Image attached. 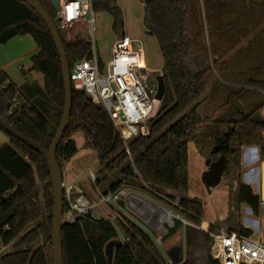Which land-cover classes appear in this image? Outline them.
I'll return each mask as SVG.
<instances>
[{
  "label": "trees",
  "instance_id": "16d2710c",
  "mask_svg": "<svg viewBox=\"0 0 264 264\" xmlns=\"http://www.w3.org/2000/svg\"><path fill=\"white\" fill-rule=\"evenodd\" d=\"M34 1L54 21L72 70L91 44L80 37L68 40L61 33L51 0ZM113 2L92 0V10L109 12L114 32L123 37V12ZM144 4V25L157 39L164 81L149 134L130 143L131 158L107 112L73 85L71 119L57 149L58 164L64 175L67 163L78 154L74 137L81 134L84 148L93 151L101 165L102 179L96 184L101 185L106 175L115 179L105 194L130 187L169 203L188 222L180 264H219L211 253V236L197 228L204 222V204L188 196L189 144L194 141L214 160L219 155L212 151L220 146L229 160L227 174L240 168L243 147L259 148L264 158V0H145ZM22 36L32 37L37 45L31 71L43 76V85L25 83L19 88L0 70V117L50 149L65 105L59 52L34 9L22 0H0V45ZM215 73L219 80L208 93L209 78ZM259 92L263 100L256 102ZM233 102L240 109H234ZM230 109L234 118L228 119ZM0 131L6 133L1 127ZM6 134L11 142L0 147V251L9 246L12 250L0 254V264H54V198L48 164L29 145ZM238 179V204L260 217L261 197L239 174ZM69 212L64 191V217ZM231 230L252 234L241 224ZM120 234L124 242L115 249L113 264H171L154 239L126 216L114 224L94 220L91 214L62 227L64 264H109L106 246Z\"/></svg>",
  "mask_w": 264,
  "mask_h": 264
},
{
  "label": "rangeland",
  "instance_id": "374dc122",
  "mask_svg": "<svg viewBox=\"0 0 264 264\" xmlns=\"http://www.w3.org/2000/svg\"><path fill=\"white\" fill-rule=\"evenodd\" d=\"M114 1L115 2H113L112 5L115 6L116 2H119L124 11L123 25L120 33L128 39L140 40L145 49V62L147 68L153 72H162L163 57L159 49L157 39L144 25L146 17V8L144 5L145 0ZM94 18L95 24L93 37L95 39L100 58L106 64L112 58L113 46L119 35L118 32H114L113 30V17L109 12H94ZM82 27L74 29L64 35L68 40H74L77 37H80L90 42V38L88 37V27L86 25ZM4 50H6V52ZM37 51V45L30 36L16 37L7 44L0 45V59L2 61L10 62L16 59L9 66L6 72L13 84L17 87L20 88L26 82H38L40 85H43V76L38 72L31 71V58L37 53ZM218 80L219 77L216 73L214 76L209 78L208 93L210 92L213 83ZM262 95L263 93H256L255 101H262L264 96ZM97 104L101 105L99 102H97ZM234 104L235 102H233V105ZM235 105L234 109H240L239 103ZM159 106L160 103L158 104L157 111ZM232 109L226 113L228 119L234 118L231 113ZM75 140L77 141L79 152L66 167L68 178L64 180V183H67L68 185L78 184V187L84 192L88 201L92 204V206H94L93 214L98 216L100 218L99 220L105 219L116 221L119 216H126L154 239L158 248L166 256V258L167 251L169 249L174 246L184 244V225L188 222L183 220L181 215L174 210L169 203L167 204L147 193L134 190L130 187H124L116 194H120L122 191H125L127 194L133 193L138 196V198L151 203L156 211L151 212L149 216L145 214L141 215L139 208L133 206L130 202L131 196L129 197V195L124 196L121 200H117L112 204L102 203L101 198L105 195V190H107L108 184L111 181H115V179L113 175H106L107 178L102 180L101 185H97L92 180L90 174L93 173L95 175L97 182L102 179V175L100 174L101 165L98 157L93 151L84 148L83 137L81 134L76 135ZM233 143L234 141L232 144ZM5 145H10V137L6 133L0 131V147ZM204 153H208V151L206 152L205 150ZM207 160L208 159H206L202 165L200 163L196 164L195 159H193L189 189L190 196L201 200L204 203V222H218L229 216L228 222H222L224 225L223 227L226 228V226L231 224L232 227L236 228L240 225V222H244L246 219L258 221L259 218L251 212L252 210L250 211L249 206L245 204L239 205L237 202L236 189L240 179H238V174L241 175L242 173L241 168L232 170V173L229 174L225 173L222 183L218 187L207 188L203 182L204 172H202V167L206 166ZM234 171L235 174L233 173ZM160 212L165 213L164 219L161 218ZM262 214L264 215V209L262 210ZM66 221H68V219H66ZM178 221H181V225L176 224ZM261 222L264 232V223L263 221ZM197 228H202V225L197 226ZM257 235L258 233L255 232V236ZM42 242L43 241L41 240L37 245L39 246ZM112 242L120 245L124 242V238L120 234L108 244ZM11 250L12 246H9L3 250L2 253H6Z\"/></svg>",
  "mask_w": 264,
  "mask_h": 264
},
{
  "label": "built area",
  "instance_id": "2783aa9c",
  "mask_svg": "<svg viewBox=\"0 0 264 264\" xmlns=\"http://www.w3.org/2000/svg\"><path fill=\"white\" fill-rule=\"evenodd\" d=\"M56 16L62 34L85 25L88 27L91 49L70 70L71 82L77 89L86 92L95 103L101 104L119 132L127 154L132 158L130 143L138 137L149 134V122L156 116L158 104L161 103L157 95L158 77L162 76V72L149 70L146 66L142 42L127 37L115 41L112 58L108 63L102 61L93 37L95 18L92 0H60V9ZM14 102L18 103L16 99ZM90 176L96 183L95 175L91 173ZM64 191L70 206V212L66 216L68 222L72 223L76 218L87 217L89 214L94 220L100 219L93 214L94 206L79 187L67 186L64 183ZM132 194H127L125 191L120 194H105L101 202L112 204ZM260 205L262 211L264 202L261 201ZM112 222L115 224L116 221ZM214 226L217 230L211 231ZM260 227L257 236L248 226L243 228L251 231V235L215 224L204 227L203 223L200 229L211 236V253L219 264H264L262 224Z\"/></svg>",
  "mask_w": 264,
  "mask_h": 264
},
{
  "label": "water",
  "instance_id": "95a60500",
  "mask_svg": "<svg viewBox=\"0 0 264 264\" xmlns=\"http://www.w3.org/2000/svg\"><path fill=\"white\" fill-rule=\"evenodd\" d=\"M27 3L32 9H34L47 25L51 36L55 42L56 48L59 52L62 64V71L64 77L65 88V105L63 116L57 130L56 136L51 144L50 149L41 147L38 143L20 133L6 120L0 117V127L14 138L22 141L24 144L29 145L32 149L38 152L47 162L51 173V184L53 189V212H52V227H51V241L53 249V261L54 264H64L63 262V248H62V227L68 223L66 217H64V176L61 172L60 165L57 160V149L60 142L63 140L66 130L70 124L73 98H72V82L70 79V66L67 60L65 47L61 38V35L50 16L36 3L34 0H22ZM51 3L56 11L60 9V0H51ZM91 38L90 35H88ZM158 95L157 99L162 100L164 95V81L163 77H158ZM147 133V132H146ZM220 157L213 161L212 158H208L206 166L208 171L204 173L203 182L207 188L218 187L223 180V176L228 169L229 160L221 153V147L217 146L213 149L212 155H218ZM261 200L264 202V163L262 166V178H261ZM119 246L118 243H110L106 246L105 254L107 256L109 264H113L115 249ZM185 257L184 244L172 247L167 251V258L171 264H180Z\"/></svg>",
  "mask_w": 264,
  "mask_h": 264
},
{
  "label": "crops",
  "instance_id": "0c3cea01",
  "mask_svg": "<svg viewBox=\"0 0 264 264\" xmlns=\"http://www.w3.org/2000/svg\"><path fill=\"white\" fill-rule=\"evenodd\" d=\"M116 5L124 13L122 5L119 2H116ZM120 38H125V36L124 35H123V37H119L118 36L116 38V40L120 39ZM4 51L6 52V50H4ZM15 60L7 62V61H2L0 59V70H3V71L6 72V70L9 68V66ZM7 63H9V64H7ZM26 83H29V82H26ZM261 115L264 117V111L261 112ZM74 140H75V137H74ZM10 142H11V139H10ZM75 142L77 143L76 140H75ZM83 145H84V140H83ZM77 147H78V145H77ZM78 152H79V147H78ZM241 155H242L241 156V166H240L241 171H242V173H241V181L244 184L250 186L253 189V191H254V193L256 195L261 196V178H262V166H263V163H264V158L261 156L260 149L257 148V147H243L242 151H241ZM193 159H195L196 164L200 163L202 165H203V162L206 159H208L207 156H206V153H202L199 150V148L197 147V145H196V143L194 141L190 142V144H189V180L191 179V169H192ZM67 165H68V163H67ZM67 165H66V167H67ZM66 167H65V171H64V175H63L64 176V180H66V178H68V174L66 172ZM202 172H204V173L207 172V166H203L202 167ZM65 184L67 186L78 187L77 183L73 184V185L72 184L68 185L67 183H65ZM188 196L190 198H192V199H195L194 197L190 196V190H189ZM258 218H259L258 221H256V220L255 221L254 220H244V222H240V224L242 226H248L249 228H251L253 230V232H257L261 228L260 227L261 224H262L261 221H263V223H264V215L262 214V211H261V216L258 217ZM223 221L224 222H228L229 221V216L226 217V219H223L222 221H218V222L217 221H212V222L206 221V222H203V223H204V227H207V225H210V224H215V225H217L219 227H223L224 226L223 223H222ZM226 228L232 229L234 227H232L231 224H229L228 226H226ZM6 248H8V247H6ZM6 248L5 247L2 248V251L5 250Z\"/></svg>",
  "mask_w": 264,
  "mask_h": 264
},
{
  "label": "bare ground",
  "instance_id": "6f19581e",
  "mask_svg": "<svg viewBox=\"0 0 264 264\" xmlns=\"http://www.w3.org/2000/svg\"><path fill=\"white\" fill-rule=\"evenodd\" d=\"M131 203L133 204V206L139 208V212L141 213V215L145 214V215L149 216V214H151V212L156 211V209L153 207V205L151 203L146 202V200H144V199L138 198V196H136L134 194L131 195ZM160 215H161V218H163V219L165 218L164 212H160ZM169 223H171V222H169Z\"/></svg>",
  "mask_w": 264,
  "mask_h": 264
},
{
  "label": "flooded vegetation",
  "instance_id": "af4514ba",
  "mask_svg": "<svg viewBox=\"0 0 264 264\" xmlns=\"http://www.w3.org/2000/svg\"><path fill=\"white\" fill-rule=\"evenodd\" d=\"M218 155H219V156H218V158H219V157H220V153H219ZM212 160L215 161L213 158H212ZM207 171H208V168H207Z\"/></svg>",
  "mask_w": 264,
  "mask_h": 264
}]
</instances>
